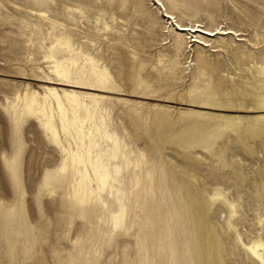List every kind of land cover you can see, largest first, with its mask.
<instances>
[{
  "label": "rangeland",
  "instance_id": "obj_1",
  "mask_svg": "<svg viewBox=\"0 0 264 264\" xmlns=\"http://www.w3.org/2000/svg\"><path fill=\"white\" fill-rule=\"evenodd\" d=\"M177 22L233 33L204 45ZM50 53L107 97L84 123L108 134L104 190L29 104ZM262 94L264 0H0V264H263Z\"/></svg>",
  "mask_w": 264,
  "mask_h": 264
},
{
  "label": "bare ground",
  "instance_id": "obj_2",
  "mask_svg": "<svg viewBox=\"0 0 264 264\" xmlns=\"http://www.w3.org/2000/svg\"><path fill=\"white\" fill-rule=\"evenodd\" d=\"M168 17H170V15H168ZM177 24V29L180 31H191L193 33H201L200 35L194 34L193 39H191V41L204 45H208V42L210 40L208 36H215L216 34L228 35L233 33L231 29L226 27L220 29H208L202 28L199 24H179L178 22ZM167 33L169 34V30L167 31ZM168 36H170L171 38L172 51L174 53H178L181 48V38L178 37L177 33H170ZM68 45L69 41L66 42V48H69ZM199 61L203 65H207L211 70H221V66L218 64H208L202 58H199ZM43 62L48 63V65H46V69H48L52 77L46 75V73H44L41 67H36L35 76H40L37 71H39L41 74H45L44 76L46 80H41L44 83V86L42 87L43 92L42 94L37 91H32L29 93V104L31 107H34L35 104H38V100L42 101L39 110L40 114L38 117L40 122V128L43 130V132L51 136V140L55 145L62 148L63 150H65V148L61 141V137H64L63 139H65V143H67L68 146V154L65 159H69L74 165H77V167L80 165L81 169H77V173H80L79 176L87 177L88 179L93 180L98 189L104 190L105 185L108 184L110 174L107 171V167L103 162L102 158L104 157L101 156L103 152L100 154L99 151L93 154V157L91 154V146H96L97 148L99 145L98 143H96L97 138H94L98 134L99 138H102L104 134L102 136L100 135V127L98 126H89L86 129L84 126V123L94 116L96 105L107 98L101 92L104 90L99 89L98 91V89H94L91 87L87 88L83 86L78 87L69 85L68 82L70 81L67 77L66 67L68 66V64H72V66L76 65L73 59L67 62L66 66H64L66 60L59 59L56 57L55 54L50 53L48 56L44 57ZM90 63L93 64L92 59ZM101 74L103 76L98 82L101 84L102 88H106V78L108 77V75L104 71H102ZM81 76L82 73L78 71L79 81H76L75 83H79L81 85L87 84L88 86H95L90 82H85ZM74 87L84 89V91H77L76 89H74ZM195 93L196 92L194 90H191L189 92L190 95H193ZM26 95L27 93L24 94L23 99H25ZM16 99L22 100L21 95H16ZM263 99L264 94L256 97V101L259 103H262ZM106 134L107 133H105V135ZM105 135L104 137H106ZM67 136L71 137V143L68 142ZM111 137L112 136H110L111 141L116 144L117 142H115V138H113L114 136L112 138ZM85 139L88 140V143H84ZM71 145H74L76 147V152L71 151ZM110 149L112 150L111 147ZM108 156L109 155H107V157ZM64 167L65 166H62L61 169H63ZM115 171L116 173L119 172V168L115 167ZM257 225L259 227V231L264 230V219L262 218V216H257ZM248 248L250 252L264 264V239H255L248 246Z\"/></svg>",
  "mask_w": 264,
  "mask_h": 264
}]
</instances>
